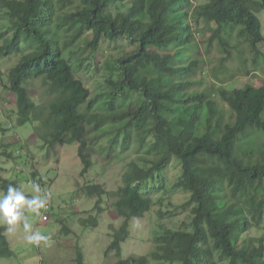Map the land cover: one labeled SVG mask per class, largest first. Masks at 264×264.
Returning <instances> with one entry per match:
<instances>
[{"label":"trees","instance_id":"16d2710c","mask_svg":"<svg viewBox=\"0 0 264 264\" xmlns=\"http://www.w3.org/2000/svg\"><path fill=\"white\" fill-rule=\"evenodd\" d=\"M125 1L0 0L11 34L0 57L20 56L8 78L18 124L35 121L46 145L78 142L83 177L93 166L84 152L89 126L110 143L122 132L123 152L145 151L141 160L149 158V165L129 164L116 193L115 212L124 221L107 249L118 258L115 264H216L214 253L220 263L264 264V236L242 237L264 220V87L194 89L191 78L202 59L190 21L192 16L216 26L208 29L205 44L209 51L216 43L220 65L233 55L246 67L245 47L257 65L264 37L256 14L264 10V0H207L197 7L189 0H131L122 12L117 3ZM121 39L136 49L106 61L99 72L105 87L89 99L76 77L85 67V52L91 57L103 40ZM38 80L51 97L47 104L28 95V83ZM252 133L262 142L249 138ZM170 160L181 173L173 188L189 197L178 208L188 210L189 228H164L147 256L121 260L128 223L150 210L154 194L167 191L162 174ZM9 184L18 187L0 177V190ZM81 191L98 200L107 194L94 184ZM3 232L0 228V258H10Z\"/></svg>","mask_w":264,"mask_h":264},{"label":"rangeland","instance_id":"374dc122","mask_svg":"<svg viewBox=\"0 0 264 264\" xmlns=\"http://www.w3.org/2000/svg\"><path fill=\"white\" fill-rule=\"evenodd\" d=\"M130 1H125L123 6L118 2L120 11L127 12L131 5ZM189 1L193 7L207 2V0ZM256 16L260 21L261 34L264 37V10ZM190 17L199 44L198 57L202 59L200 68L191 78L196 83L194 89L212 92L221 87L227 90L242 89L246 85L255 88L264 87V41L258 46V51L263 56L260 57L257 65L253 63L254 56L247 47L244 56L246 67L240 66L233 55L231 60L220 65L221 54L216 43H212L209 51L206 50L205 44L211 34L210 30H215L216 26L207 25L202 19L195 20ZM236 31L237 29L234 31V41L237 37ZM5 33L8 34L0 40V46L3 40H9L11 37L8 22L3 16V11L0 10V34ZM135 49L136 45L130 44L125 39L103 40L91 57L88 51L85 52L88 60L86 59L83 65L85 67L78 71L76 77L89 89V99L105 87L99 72L106 61ZM19 59L20 56L17 54L0 57V167L2 169L0 177L15 181L29 197L35 195L31 190L32 183L39 184L42 191L50 193L49 210L46 212L41 210V215H33L30 218L33 229L39 230L50 239L47 244L42 242L38 246L30 245L25 239L26 233L22 227L10 234L6 230V225H0V228H4V235L13 252L10 258H0V264H77L78 255L82 264H115L117 259L112 253L107 252V248L111 242V234L124 221L115 214L114 203L118 199L116 193L123 185L122 177L128 171L129 164L134 163L138 167L149 165V158L145 160L146 162L141 160L145 158L144 150L136 151L130 148L123 152L122 132H119L115 141L110 143L107 137L98 140L97 136L100 132L91 130L87 136L88 142L84 152L89 155L93 166L84 177L81 176L83 165L78 156V143L63 146L46 145L35 121L18 124L15 97L8 90V78L10 70L15 67ZM96 67L99 71H96ZM27 86L28 95L34 103L47 104L51 100L41 80L29 82ZM249 138L259 139L258 142H262L260 135L256 133L249 135ZM180 174V165L170 160L162 174L167 191L154 194L150 211L144 217L133 219L128 223V237L121 244V260L147 256L153 249V239L159 236L164 228L188 230L189 212L178 208L186 203L189 197L173 188ZM85 184L99 185L107 194L100 200L88 197L81 191ZM159 211L163 213L162 217ZM43 216H46L48 221H42ZM90 217L96 220L95 226H92ZM82 219L89 221L83 224ZM63 227L69 232L63 231ZM262 236H264V220L260 228L251 229L242 235L244 239L257 240ZM204 253L209 255V246L204 248ZM216 256L215 253L212 255L216 264H226V262L220 263ZM150 264L160 263L152 261Z\"/></svg>","mask_w":264,"mask_h":264},{"label":"clouds","instance_id":"9594fccd","mask_svg":"<svg viewBox=\"0 0 264 264\" xmlns=\"http://www.w3.org/2000/svg\"><path fill=\"white\" fill-rule=\"evenodd\" d=\"M91 130L96 132L95 128L89 126L87 128L86 137L88 136V134ZM98 140H99V138H98ZM87 142H88V139H87ZM76 143H78V142H76ZM79 147H80V145H79ZM78 150H79V148H78ZM31 190L35 193V195H32L30 197L26 196L25 192L21 188L16 187L12 184H9L7 186L6 191H0V225H6L7 226L6 230L10 234L15 233L17 231V229L22 227L23 231L26 233L25 239H26L27 243L30 245L38 246L42 242L45 244L49 243L50 238H49V236L42 234L39 230L33 229V225L31 223L30 218L33 215L34 216L41 215V210L43 212H46L44 210H46L47 205L49 206L50 193L42 191L40 185L37 183L31 184ZM48 210H49V208H48ZM144 215H143V217H144ZM116 216H117V214H116ZM134 219H136V218H134ZM46 221H48L47 217H46V220L44 222H46ZM117 230H115V231H117ZM3 234H4V232H3ZM112 234H111V241H112ZM120 256H121V254H120ZM116 259L118 260V258H116Z\"/></svg>","mask_w":264,"mask_h":264},{"label":"built area","instance_id":"2783aa9c","mask_svg":"<svg viewBox=\"0 0 264 264\" xmlns=\"http://www.w3.org/2000/svg\"><path fill=\"white\" fill-rule=\"evenodd\" d=\"M48 208H49V206L47 205V208H46V210H44V211H47ZM42 220L45 221V220H46V217L44 216V217L42 218Z\"/></svg>","mask_w":264,"mask_h":264}]
</instances>
